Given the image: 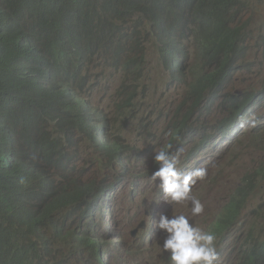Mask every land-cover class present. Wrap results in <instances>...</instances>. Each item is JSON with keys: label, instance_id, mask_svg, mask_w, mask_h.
Returning <instances> with one entry per match:
<instances>
[{"label": "trees", "instance_id": "16d2710c", "mask_svg": "<svg viewBox=\"0 0 264 264\" xmlns=\"http://www.w3.org/2000/svg\"><path fill=\"white\" fill-rule=\"evenodd\" d=\"M246 6L244 0H0V264H54L52 257L67 264L76 253H81L82 264H92L82 258L89 250V241L103 263L106 251L98 245L96 231L92 232L99 222L89 209L98 200L94 196L96 182L86 185L79 180L68 181L66 174L74 166L69 167L60 149L64 139L61 130L73 122L109 163L112 159L118 162V141L106 139L108 146L97 143L93 132L96 125L91 116L78 110L79 101L88 92L91 65L98 60L105 67L111 62L117 68L123 55L119 44H128L135 35L144 33L143 27L149 30L146 37L158 46L171 82L185 80L187 84L188 97L181 105L190 102L192 111L176 110L186 113L174 123L176 131L189 127L199 135V117L207 112L205 107L200 110L202 100L206 94L215 98L220 87L219 106L227 114L226 122L231 114L240 120L247 113L257 95L239 102L227 93L241 68L238 57L245 48V26L235 24L237 13L240 15ZM184 36H190L202 59L189 72H185L189 49ZM259 39L264 55V36L259 35ZM132 61L127 68L143 62L138 57ZM212 66L213 72L204 71ZM189 75L194 78L192 82ZM135 95V89L128 96L121 94L117 101L122 102L117 107L115 104L119 116L132 105ZM212 98L208 104L215 103ZM247 101L251 102L246 106ZM154 109L149 106L143 117L148 119ZM98 113L93 116L99 115L100 122L109 127ZM172 118L174 121V114ZM116 123L106 131L107 138L116 132ZM53 124L56 128L51 127ZM152 125L144 126L143 131ZM106 129L100 126V131ZM120 166L124 175L127 170ZM257 177L261 180L262 176ZM98 203L103 211L101 200ZM105 217L103 212L101 218ZM68 223L64 256L57 244L61 225ZM101 224L107 229V222L101 220ZM225 234L220 231L217 236ZM259 235L255 229L246 233L238 264H264V244L249 249Z\"/></svg>", "mask_w": 264, "mask_h": 264}, {"label": "clouds", "instance_id": "9594fccd", "mask_svg": "<svg viewBox=\"0 0 264 264\" xmlns=\"http://www.w3.org/2000/svg\"><path fill=\"white\" fill-rule=\"evenodd\" d=\"M184 38L186 41L191 40L190 36H184ZM185 66L188 70L185 72H189V67L186 64ZM247 70H249L248 67ZM204 71L207 73L213 72L214 67H206ZM236 75L237 73L232 80H234ZM164 78L166 80V87L180 89L185 84V80H181L179 83L171 82L169 71ZM214 79L219 82L216 78ZM94 86L95 85H93L91 89H94ZM89 87L90 85H88L87 90ZM241 95L242 97L244 96L242 92ZM246 98L250 100L248 94ZM250 102L251 101H247L246 106L250 104ZM165 103L164 100L160 99L159 113L161 112L162 115L165 113L163 109V104ZM149 106L155 107L154 111L157 109L155 102L149 104ZM78 110L84 111L91 116L97 127L100 128V126H103L107 128L105 131L112 128L116 120L122 118V116L118 115L116 109V115H113L106 114L107 109L103 111V109L95 108V103L90 98L79 101ZM243 110L244 109L241 111ZM125 111L126 108L120 112L124 113ZM94 112H100L98 114L102 115L104 120L109 124V127H105L106 125L100 122L98 118L100 116L98 114V116H93ZM159 113L156 116L153 112L152 116H150L149 124H153V130L151 129L153 132L150 133L149 131V133H145L142 137L138 135L132 146L124 145V142L119 138L118 135L120 130L118 128V123L115 125L116 132L113 131L108 139L104 137L105 142L106 139L107 141L109 139H116L118 141L121 147V151L118 153L124 156L122 158L124 164L121 162L120 156L116 157V159L118 158V162L112 159L109 163L106 157V161H103L101 159V153L97 152L94 146H92L94 152H92V157L89 159V162L94 163L101 170L107 171L106 175L103 176L101 180L97 178L92 181L96 182L97 191L101 192V196L99 194H96V196H100L102 206L104 205L102 211L97 202L98 209H90L92 215L97 218V216H101L103 212L106 214L108 210H117L118 203L115 197L119 198L117 197L119 192L124 191L125 188L128 190V194H130V186L126 184L130 172L135 170L143 175L145 172H141L140 170L144 162L147 169H149L148 171H150L145 174L152 183L156 182V186L160 191L150 198L149 201L151 205L146 209L148 215L145 217L139 214L141 220L137 223V227H135L130 220V225H132L131 230L134 234L136 233L138 235L135 240V248L126 252L127 257L133 256L135 258L132 264H146L136 253L139 246L140 248H145V251H152L155 256V261L157 262L164 256L162 251L155 250V244L150 246L151 243H154L153 239L150 238L145 242L143 238L145 231L151 230L149 226L154 225L155 222H158L156 224V227L159 229L158 236L164 234L163 244H160V247L166 253H169V256L165 257V260L161 264H226V262L224 263L221 260V257L225 254L222 248L228 240V236L233 228L239 224L241 218L248 215L250 209V214L254 213L257 215L255 227L253 229L260 235L255 242L249 245V249L260 243L264 244V227L259 225V222L264 219V203L262 202L264 200V182L261 181L260 185H255V183L258 182V179H256L258 178L257 176L264 175V147H262V151L256 154L246 150L247 148H251V145H248L251 138L256 136L264 141V127L261 123L258 121L254 124V121L242 119V117L241 120H238L239 116L237 114H231L230 116L232 117L228 118L225 124L213 128L208 132H205L207 129H201L199 124V135H193L190 128L177 130L175 138L180 140L182 147L178 150L176 155L171 154L169 148H161L159 151L154 150L153 159L158 165V167H156L149 158L145 156V148L150 146L149 144L152 139L156 140V144H162L163 142L160 139V131L162 128L158 129L154 125V122L159 119ZM250 114H252V112H250ZM194 118H196V116ZM241 121H247L249 125L241 128V126H239ZM68 127L71 129L70 135L74 136L76 130L80 131L76 124L74 129L73 122H71ZM93 132L97 133V135L94 133L97 136L96 139H98L100 145L103 146L104 144H101L98 137L101 131L97 130ZM237 132H239V134H236ZM212 134H217L215 139L201 141L197 146L193 143L199 138ZM68 135L60 142V149L67 157L69 167H73L72 159L74 155H72V150L75 140H70ZM235 139L237 143L240 140L243 141L237 145V143L234 142ZM210 152H215V154L218 155L215 156L214 154L213 157H211V155L208 156L207 154ZM202 158L210 160L211 165L185 172V169L191 164L202 163ZM120 162L123 164L124 168H128L127 171L129 174L127 177L122 173V166L119 167V165H122ZM214 178H216L215 182ZM211 180L214 182L213 188L209 187L208 182ZM201 189L202 193L200 192L195 196L192 195ZM155 197L158 203L154 207ZM108 199L110 200L107 203ZM93 204L94 202L92 205ZM115 205L116 208L113 210ZM151 209H153L154 212L159 210L163 211L159 217V221L157 219L151 221L149 217V210ZM94 212L98 213V215H95ZM215 217L217 218L215 219ZM210 222V227L204 229V225ZM110 224L113 228V225L116 226L118 222L109 221L108 227ZM139 224L142 228H140ZM100 227L102 232L108 229V227L104 229L103 224H101ZM61 229L62 233L61 237L58 239L57 246L62 248L65 256L66 237L70 230L69 223L66 225L62 224ZM152 230L155 231V229ZM220 231H225L226 234L224 236H217V233ZM63 232L66 233V236H63ZM247 232L248 231H243L241 233V238L243 240H240L238 248L245 241ZM51 240H53V237H51ZM89 244V250L83 253V260L87 261L90 259L92 264H101V259L90 241ZM50 255L49 253V256ZM107 256L113 261L112 264H120V260H114V257H112L110 253L105 255V257ZM143 256L145 257L146 254L142 255V257ZM52 259L56 264H59L54 257H52ZM70 261L71 264L81 262V253H76L74 258L70 259ZM125 262V264H127V260ZM154 264H156V262ZM230 264H237V262H230Z\"/></svg>", "mask_w": 264, "mask_h": 264}, {"label": "rangeland", "instance_id": "374dc122", "mask_svg": "<svg viewBox=\"0 0 264 264\" xmlns=\"http://www.w3.org/2000/svg\"><path fill=\"white\" fill-rule=\"evenodd\" d=\"M244 1L248 6L241 10L240 15L239 13H237V17L239 16V18L237 19L235 25L245 26L243 31L245 42L242 43V46H244L245 48L238 57V66L241 68H239L240 70L235 76L234 80L230 81L227 93L235 95L238 98L239 102L243 101L247 94L257 95V98L248 107V111L242 117V119L252 120L254 121V124L259 121L264 127V55L263 47L259 39V35L264 36V0ZM135 19L136 17L133 19V23L135 22ZM133 23L129 26L130 29L128 31V35L130 36H133V33L131 31ZM142 29L144 33L135 35L134 38L128 44H126L125 42L119 44V48L122 49L123 55L122 61L119 63L117 68H114L111 62H109L108 66L105 67L98 60H96L93 65H91L89 75L90 81L87 84L90 85V87L88 88V92L83 97V99L90 98L95 103V108L103 109V111L107 109L106 114L116 115L115 103L117 100H119L121 94L128 96L135 89V101L132 103L131 106L126 107V111L122 114V118H119V120H117L118 128L120 130L118 136L126 146H132L135 143L138 135L139 137H142L145 133H149V131L150 133L153 132L151 131V129L148 131H143V127L147 126L150 120V117L148 119H145L143 117L149 112V104L154 102L156 103L157 109L154 111V114L157 116L160 109V99L166 102L165 104H163V109L165 111H169L170 114L169 117L164 120V126L162 127V130L165 127L167 128V130L171 129L174 125L172 118L173 112L168 110V108L176 111L178 109L187 110L186 108L188 107V103L181 105L182 100L188 97L186 96V82L180 89L166 87V80L164 77L167 72L164 70L161 64L159 48L151 38L146 37V34L149 33V30H145V27H143ZM137 44H139V48L135 46ZM185 45L189 49L188 58L185 59L186 65L189 66L200 64L202 62L200 56L201 53L198 49H196L195 44L192 42V40L185 41ZM135 57H138V60H142L143 62H135L127 68L126 64L133 63L132 59H134ZM246 65L249 70L245 68ZM138 70L140 72H138ZM193 79V76L189 75L188 81L192 82ZM93 85L97 87L91 89ZM241 92L244 95L243 97L241 95ZM125 104L127 106V103ZM212 108V112H205L200 117L202 118L206 114V117L208 119H211L210 125L206 124V120L200 122V128L207 129L205 132H208L213 129L218 121H220L224 116H227V114H223L224 111L220 108V106L214 105ZM250 112H252V114H250ZM247 125H249V122L247 121H241V123L239 124L241 128H244ZM68 126L69 125L63 126L61 130L63 138H65L69 133H71V129ZM51 127L56 128L55 124L51 125ZM162 130L160 131V139L164 141L165 134L164 132H162ZM236 134H239V132H237ZM71 136L73 135H68L69 138ZM213 136L215 137L216 134H214ZM82 138H84L83 135L78 130H76L73 138L75 142L73 144L72 150V155L77 154L76 162L73 165L74 169L69 170V172L66 174V177L68 181L79 180L83 184H89L97 178L101 180L103 176L106 175L107 171L101 170L97 165L92 162H89V159L92 157V152H94V150L89 144V141H87L85 138ZM208 139L212 138L208 135L197 140L204 141ZM155 141L156 140L152 139L149 145L154 146L156 144ZM242 141L243 140H240L237 143V140L235 139L234 142L239 145ZM97 143L100 145L98 139ZM248 145H251V148H247L246 150L248 152L251 151L253 152V154H256L257 152L263 150L262 147H264V141L261 138H257L255 136L251 138V141L248 143ZM150 146L146 147L145 150H148ZM214 154L215 152H210L208 153V156L211 155V157H213ZM217 155L218 154H215V156ZM101 159H104L106 161V158L103 154H101ZM210 165V160L206 159L205 166ZM142 177L143 191H146V189H151L152 182L150 181V179H148V176L144 173ZM260 179L261 180H257L258 182L255 183V185H260L261 181L264 182L263 176L260 177ZM157 189L158 191H160L159 188ZM130 194H132L131 186ZM94 196L96 197V195ZM96 198L98 200H101L100 196H97ZM115 199L117 203L120 202L116 197ZM45 206L46 205L43 206V209L45 208ZM114 207H116V205ZM250 211L248 212V215H246V217L240 219L239 224L235 228H233V230L229 234L228 240L222 248L223 252H225V254L221 257L222 262H226V264H230V262H237L238 264L241 261L242 253L238 248L240 240H243L241 238V233L243 231L252 230L255 227V219L252 218ZM162 213H155L153 217H151V221L155 219L159 221V217ZM107 216L108 212H106V217L101 218V220L109 224ZM128 217L131 220V223H133V225L137 227V223L141 220L139 218V214L137 213L136 215H128ZM216 218L217 217H215V219ZM210 225L211 222L205 224L203 228L207 229L210 227ZM259 225L264 227V219L259 222ZM89 228L91 227L89 226ZM127 230H129L128 226H123L121 233ZM157 230L158 228L156 227L155 231L149 229L151 235H153V237L156 239L155 241L153 237L151 238L154 240V243H151L150 246L155 244V250L162 251L164 253V256L160 258L157 262L155 261V256L152 251H145V248H140L139 246L137 250H140L141 253H137V255L141 257L140 259L143 260V262H146V264H154L155 262L156 264H161L165 260V256L168 254L160 247L163 238L158 236ZM111 232L112 231L110 230L109 234ZM112 234L115 238L120 237L118 232L114 231ZM127 236H129V234L125 235V237ZM137 236L138 235L135 233L133 236V242L136 240ZM143 238L144 241H148V232L144 234ZM110 250L113 251L114 249ZM144 254H146V256L142 257V255ZM119 260L120 264L126 263L124 253L119 255ZM134 260L135 258L133 256H128L127 264H132ZM53 263L56 264L55 262ZM63 263L64 261L59 264ZM68 263H70V261ZM77 264L82 263L78 262Z\"/></svg>", "mask_w": 264, "mask_h": 264}, {"label": "water", "instance_id": "95a60500", "mask_svg": "<svg viewBox=\"0 0 264 264\" xmlns=\"http://www.w3.org/2000/svg\"><path fill=\"white\" fill-rule=\"evenodd\" d=\"M185 64H186V61H185ZM188 67L191 70L192 68H194V65H189ZM209 97L212 98L209 94H206V96L203 98L202 103H201L203 108H201L200 110L204 111V109L207 108V112L206 113L212 112V109H213L212 107L214 105H218L219 106V103H220L221 97H222L221 87L218 89V91H216L214 93V97L215 98H212V101H213V99H216L215 103L208 104L207 100H208ZM121 102L122 101L116 102V107ZM186 103H188V107L186 109L187 110L191 109L192 108V104L190 102H186ZM168 110L172 111L173 114H174V121H173L174 123L179 121L186 114V113H178V112H176V111H174V110H172L170 108H168ZM183 111H186V110H182V112ZM189 111H192V110H189ZM169 114H170L169 111H165V113L157 121L154 122V125L158 129L159 128L161 129L164 126V120H166L169 117ZM159 120H160V122H159ZM200 120L201 121H205L206 120L205 121L206 124L210 125V120H211L210 118L209 119L207 117L205 119L204 118H200ZM96 128H97V130L100 131V128L97 127V125H96ZM187 128H189V127H187ZM162 132H164V134H165V138H164V141L162 142V144L157 143L155 146H150L148 148V150H146V154H145V156H147L149 158V160L156 167H158V165L156 164V162L153 159L154 150L155 151H159L161 148H169L171 154L176 155L178 150H180V148L182 147V144H181L180 140L175 138L176 130L174 129V126L171 129H168V130L165 127L162 130ZM94 133H96V132H94ZM102 133L103 134H100V138L102 139V144H104L105 146H108V144L105 142V139H104V136H105V138H107L106 131H103ZM96 135H97V133H96ZM193 135H196V134L193 133ZM166 136H167V138H166ZM73 138H74V136H71L69 139L71 140ZM119 151H121V150H119ZM119 156H120L121 162H123L122 158L124 156L121 155V154H119ZM123 164H124V162H123ZM125 168H126V170H128L127 167H125ZM140 171L141 172H145V173H149L150 172V171H148V169L145 166L144 162L142 164V167H141ZM215 180H216V178H214V182H215ZM131 181L136 184V192H134V194H128V190L125 188V190L119 192V194L117 196V197H119L117 199L120 201L118 203L117 210L116 211L108 210L107 220H109L110 222H118V224H116V226L113 225V230L115 232H118L120 237L119 238H115L113 236V234H109V231L112 228L111 224L109 225L107 231H103V232L101 231V227H99V226H101V218H100L101 216H97V218H96L97 222L100 221L99 222V226H97V224H95L94 225V229L92 230V232L96 231V233H94V234L96 236V239L99 241V245L103 248V250L110 251L109 252L110 255L112 257H114V260H116V261L119 260L118 253L116 251H112L110 249H120V247H123L124 248L125 259L127 260L126 252L129 251V250H133L135 248V241L133 242L134 232L131 230L132 225H130V219H129L128 215L139 213V214H142L143 216L146 217L148 215L147 214V210H146L147 209L146 205H148V206L151 205L149 200L153 196V195H149L148 194V191H150V189L147 190V191H143V188H142L143 177H142L141 174H139L138 171L133 170V171L130 172V176L127 179L126 184L128 186H130V182ZM212 182H213V180L208 182L210 188H213L214 182L213 183ZM155 184H156V182L151 183V189H152V186H154ZM156 188H158V187L156 186ZM94 189H96L95 185H94ZM96 194H99L101 196V192L96 191ZM97 202H98V200H96V202H94L92 207H90L89 209L97 210L98 209ZM262 202L264 203V200ZM94 214L98 215V213H95V212H94ZM251 216L255 220L257 219V215L256 214L252 213ZM255 220H254V222H255ZM157 223L158 222H155L154 228H153V225H150L149 228L155 229ZM123 226H128V229L130 231L127 230V231L121 233V230H122ZM139 226H140V228H142V226L140 224H139ZM157 231H159V229ZM127 234H129V236L125 237V235H127ZM107 237L110 238V239L109 240H101V239H105ZM159 237L163 238V240H164V234L159 235ZM163 240H162L161 244H163ZM168 256H169V253L165 257H168ZM107 257H105L107 262L109 264H112L113 261L110 260L109 257H108L109 259Z\"/></svg>", "mask_w": 264, "mask_h": 264}, {"label": "bare ground", "instance_id": "6f19581e", "mask_svg": "<svg viewBox=\"0 0 264 264\" xmlns=\"http://www.w3.org/2000/svg\"><path fill=\"white\" fill-rule=\"evenodd\" d=\"M245 114H243L242 115V117L244 116ZM224 118H226V116H224L220 121H218L217 123H216V125H215V127L214 128H217L218 126H221L222 124H225L226 123V121L224 120ZM241 120V119H240ZM99 135V134H98ZM214 134H212V135H209V137H211L212 139H215V137L213 136ZM217 135V134H216ZM201 142V140H197L196 142L194 141L193 143L197 146L199 143ZM208 155V154H207ZM202 160H203V163H194V164H191L187 169H185V172H187V171H191V170H194V169H196V168H201V167H204L205 166V161H206V159H204V158H202ZM73 169V168H72ZM128 174H129V172L127 171L126 173H124V176H128ZM130 186H131V189H132V194H134V192H135V187H136V184L135 183H133L132 181L130 182ZM146 191H147V189H146ZM159 191H158V189L156 188V184L154 185V186H152V189H150V191H148V194L149 195H156L157 193H158ZM202 193V189L201 190H199V191H197V192H195V193H193L192 195L193 196H195V195H197L198 193ZM157 198L155 197L154 198V207L157 205ZM146 207H148V205H146ZM116 207H114V209H115ZM113 209V210H114ZM163 211L162 210H159V211H157V212H154V210L153 209H151V210H149V217H150V219H151V217H153V215L155 214V213H162ZM139 214V213H138ZM87 223V222H86ZM92 224V223H91ZM113 228H111V233L110 234H112L113 232H114V230H112ZM149 230H146V232H148ZM146 232H145V234H146ZM149 236H148V240L150 239V238H152L153 237V235H150L151 233H150V231H149ZM93 237H94V235H92ZM108 238V237H107ZM154 238V237H153ZM155 239V238H154ZM155 241H156V239H155ZM146 242V241H145ZM121 243V242H120ZM156 248V247H155ZM113 251H116L117 253H118V255H120V254H122V253H124V248L123 247H120V249H114ZM108 251H106V255L109 253H107ZM136 253H141L140 252V250H136ZM105 261V262H104ZM102 264H108L107 262H106V258H105V256H104V259H103V263Z\"/></svg>", "mask_w": 264, "mask_h": 264}]
</instances>
